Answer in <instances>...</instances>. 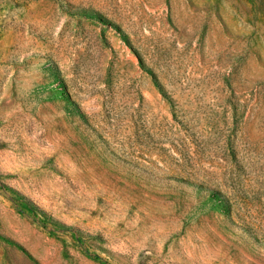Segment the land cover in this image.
Returning a JSON list of instances; mask_svg holds the SVG:
<instances>
[{
	"label": "rangeland",
	"instance_id": "rangeland-1",
	"mask_svg": "<svg viewBox=\"0 0 264 264\" xmlns=\"http://www.w3.org/2000/svg\"><path fill=\"white\" fill-rule=\"evenodd\" d=\"M0 264H264V0H0Z\"/></svg>",
	"mask_w": 264,
	"mask_h": 264
}]
</instances>
